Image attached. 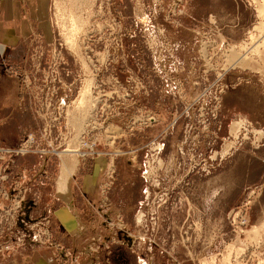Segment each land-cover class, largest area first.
Here are the masks:
<instances>
[{
    "label": "rangeland",
    "instance_id": "rangeland-1",
    "mask_svg": "<svg viewBox=\"0 0 264 264\" xmlns=\"http://www.w3.org/2000/svg\"><path fill=\"white\" fill-rule=\"evenodd\" d=\"M261 3L46 0L45 15L37 18L44 21L42 29L29 32V38L40 36L49 42L31 45L39 50V62L25 71L43 83L53 68L51 101L55 112L65 110L69 131L66 143L57 137V154L40 165L38 156L27 167H19L14 155L7 157L8 175L0 181L7 191L0 193V264H62L59 247L79 255L84 250L99 253L106 224L96 227L90 216L102 218L107 209L123 218L121 208L132 215L130 227L126 224L131 232L153 229L151 264H168L170 258L174 264H264V48L249 46L250 35L259 38L255 26L263 22L257 10ZM182 24L187 29H179ZM67 35L74 37L71 46L64 40ZM88 78L90 93L80 101ZM33 95L32 103L45 100L40 91ZM101 101L108 105L93 115ZM147 113L154 121L144 123ZM88 115L94 118L98 154L70 155L65 150L78 145ZM6 136L0 130V138ZM65 158L70 163L76 159L66 199L72 196L73 210L83 211L81 221L77 214L74 217V225L77 219L81 227L73 226L69 236L52 211L65 201L57 193ZM109 161L113 173L102 212L99 181ZM24 168L22 204L14 209L10 198L18 193L20 182L15 176ZM87 184L90 190L83 195L80 187ZM88 197L94 204L84 216L81 201ZM109 198L128 206H114ZM236 211L238 217L230 223ZM203 212L221 216L213 231ZM165 214L184 215L176 236L159 233ZM241 216L244 224L238 223ZM40 219L50 235L35 243L32 235ZM148 219H155L153 226ZM182 226L189 230L183 242ZM119 239L109 240L110 253L128 250ZM146 241L140 240L142 254ZM175 243L182 249L180 258L173 253ZM207 252L209 257L200 261L201 253ZM155 253L161 256L155 258ZM129 264L138 263L135 259Z\"/></svg>",
    "mask_w": 264,
    "mask_h": 264
},
{
    "label": "crops",
    "instance_id": "crops-1",
    "mask_svg": "<svg viewBox=\"0 0 264 264\" xmlns=\"http://www.w3.org/2000/svg\"><path fill=\"white\" fill-rule=\"evenodd\" d=\"M45 7L46 0H0V45L3 46V49L0 52V130L3 133H7L6 138H0V143L2 144L13 145L18 142L25 130L31 129L36 131L39 127L40 121L38 115L36 114L37 117L34 115V113H36L34 110L35 103L31 102V98H34V89L31 86H27L23 89L22 80L23 74L25 73L26 75L30 72L25 70L29 69L31 64L38 66L39 50L34 49V47H36V45L39 46L41 42H46V44L49 42V39H41L40 36L29 38V32L34 29H42L41 23H44V21L41 20L40 17L39 20L37 18L38 15L41 16V18L45 15ZM188 12V3L185 1L184 13L186 14ZM179 29H187V27L182 24ZM33 44L34 47L31 49V45ZM36 159L37 154L32 152L16 155L14 157L15 163L19 165V167H27L35 162ZM87 187L88 184L80 187L83 195L84 193L87 194L90 190L89 188L87 189ZM94 188L97 190V186L95 185L93 189H91L92 192L94 191ZM89 194H91V191ZM113 200L114 199L109 198L110 202ZM69 201L71 202L72 207H69L70 205L68 206L65 200L64 203H61L59 206L55 208L53 207L52 209L56 224L68 236L72 234L73 226H75V214H77V218L81 221L82 218L80 212L83 213V211L79 212L78 210H73L75 209V204H73L72 196ZM90 201L89 197L83 198L81 201L83 208H86V214L84 216H88L87 208L94 204ZM113 205H116L117 207L128 206V204H124L123 201L120 203V200H114ZM101 210L102 212L104 211L103 204H101ZM120 210L122 211L125 224L129 226L130 223L133 222L132 215H130V213L125 214L126 212L123 208ZM203 213L202 217L207 220V226L212 228L213 231L216 220L219 221L221 216H217L211 212ZM101 216L102 218L100 215L96 217H93L92 215L90 216L92 221L96 222V227L104 222L103 213H101ZM183 216H173L171 214L163 215L159 233H161L162 236L167 235V238L169 234L172 235L173 233L176 236L177 230H180V227L183 224V219H181ZM178 225H180V227H178ZM214 232H216V230ZM221 233L224 234V231ZM101 237H106V229H103L101 232ZM175 244L173 253L179 257L178 255H180V253L182 254V249L177 243ZM99 245H102L99 253L95 252L93 255L95 259L97 256V263L101 262L102 264H110V262H112V264H129V261L133 263L135 262V254L126 245L125 246L128 250L121 251V253L117 254H114V252L110 253L109 241L100 243ZM165 245L169 247V240H167ZM110 246H113V248L122 247L116 243H110ZM203 254L205 253H201L200 261L202 258L209 257L210 255L209 252H207L206 256H203ZM81 255L83 264H88L87 255L84 253ZM157 255L161 256V253H155V258Z\"/></svg>",
    "mask_w": 264,
    "mask_h": 264
},
{
    "label": "built area",
    "instance_id": "built-area-1",
    "mask_svg": "<svg viewBox=\"0 0 264 264\" xmlns=\"http://www.w3.org/2000/svg\"><path fill=\"white\" fill-rule=\"evenodd\" d=\"M2 50H0L1 52ZM49 68V67H48ZM53 68L48 69L46 72L45 78L43 83H40L36 79V75L34 73H28L25 75L23 74V89H25L27 86H31L34 89V93L38 94L39 91L41 94H43V102L35 103L34 110L36 114L38 115V118L40 120L39 127L36 131L28 129L25 130L21 137L19 138L18 142L13 145H6L0 143V181L7 178L8 175V166L9 161L7 160V157L11 155H22L25 153H36L37 156L40 158L39 165L41 162L44 161V159L49 155H56V139L57 137L59 139H63V142L66 143V137L65 133H68L69 129L67 127V117L65 116L66 112L63 108H58V112H55V107L52 103V86L53 83L56 81V74L55 71L52 70ZM53 73V74H52ZM262 88H264V81L262 82ZM107 98H105L106 100ZM108 104H105L104 101H101L99 105H95L94 109L96 112H94L93 115H97V113H102V110L104 109V106H107ZM113 106V105H111ZM63 112V113H62ZM111 118L113 119L114 116H116V113L112 111L110 113ZM93 116L88 115L86 122L84 123V127L82 129L81 135L78 140V145L73 148L76 156H79L81 158L85 156H92L93 154H98L96 151L97 141L96 136L92 132L93 127ZM154 121V117L151 113H147L145 117L144 123L152 122ZM112 123V120H111ZM63 129V130H62ZM62 131L64 135L62 136ZM113 139V137H112ZM60 143V142H58ZM65 148V147H64ZM63 148V149H64ZM110 153V152H106ZM8 161V162H7ZM98 166V165H96ZM25 169H17V172L19 171L18 175H16V183H18V188H15V190H18V193L11 196V205L14 207V209L19 208L22 204V192L21 190L25 189V184H23V180L21 177L24 175ZM101 170L104 171V177L99 181V189L102 194L100 201L104 205V202L106 200V197L104 196V193L106 189L108 188L112 173H113V162L109 161L106 165H104ZM146 172V170H145ZM0 193L2 195H6L7 191L3 189L2 186H0ZM21 193V194H19ZM13 209V210H14ZM240 210V209H239ZM238 211L234 212V214L230 217V223L234 222L236 218L238 217L237 214ZM141 217V216H140ZM104 223L106 224V237H102L100 240V243L111 241H120L119 237L122 238V243L125 244L129 249H131L133 252L135 251V259L138 264H151V257H152V251L154 243L150 236L154 235L153 229L151 228L150 232H131L128 230L122 216L118 212H110V210H105L103 213ZM44 219L37 220V224H41L39 227H37L32 237L34 238L35 243L41 242V239H48L49 238V230L48 228L42 223L41 221ZM138 218L136 221H139ZM155 219L149 220V224L153 226V222ZM246 222V218L244 216L239 217L238 223L244 224ZM194 225V223H193ZM150 226V227H151ZM188 226L183 227L181 235V241L183 242V237H188L186 232H189ZM118 231V232H117ZM120 233V234H119ZM143 234V235H141ZM147 239L145 242V254L140 253L139 246L141 245L140 240ZM138 239V240H136ZM178 238H175L173 242H177ZM138 246V247H137ZM5 247H8V245H5ZM134 248H137L138 251H136ZM57 255L59 256V261L62 264H83L82 261V255L76 254L74 252L69 251L68 249H62L58 248ZM82 253L87 255V263L88 264H97L95 257H93V254L90 250H84ZM81 253V254H82ZM168 264H174V259L170 258Z\"/></svg>",
    "mask_w": 264,
    "mask_h": 264
},
{
    "label": "bare ground",
    "instance_id": "bare-ground-1",
    "mask_svg": "<svg viewBox=\"0 0 264 264\" xmlns=\"http://www.w3.org/2000/svg\"><path fill=\"white\" fill-rule=\"evenodd\" d=\"M79 1V0H78ZM59 5V4H58ZM259 7V6H258ZM257 10H258V13H259V15H260V17L262 18V20H263V22H261L259 25H257V26H255V29H257V31H258V37L260 38H258V40H255V38H254V36L253 35H250V38H251V45H249L250 46V50H252V49H254V50H256V49H259L260 47H262V49L264 48V0H262V3H261V5H260V7L259 8H257ZM59 11V10H58ZM71 18H73V17H71ZM77 18V17H76ZM75 18V19H76ZM80 19V18H79ZM71 20H73V19H71ZM75 22V24L77 23L76 22V20L74 21ZM71 24V23H70ZM72 24H74L73 23V21H72ZM73 27V26H72ZM71 27V28H72ZM76 27H79V26H76ZM66 28V27H65ZM73 29H75V28H73ZM79 30V29H78ZM69 31H70V29H69ZM77 31V30H76ZM72 32H74V31H72ZM75 33V32H74ZM69 34V33H68ZM76 34V33H75ZM75 34L73 35V36H75ZM74 38V37H73ZM72 37H71V35H67V36H64V40H65V42L66 43H68V45H72L73 43H72V39H73ZM257 39V38H256ZM74 40V39H73ZM75 43V42H74ZM76 45V44H75ZM246 45V44H245ZM69 46V47H70ZM75 48V47H74ZM3 49V46L2 45H0V50H2ZM257 51V50H256ZM244 55H242L241 56V58L243 57ZM90 79L88 78L87 79V81L85 82V85H84V88H83V90H82V92L79 94L81 97V99H80V101L83 99V97L85 96V93L86 92H89V89H90V81H89ZM92 85V84H91ZM90 93V92H89ZM87 94V93H86ZM79 101V102H80ZM236 131H237V129H236ZM65 151H67V152H70V155H71V152H72V154L75 152L74 150H65ZM76 155V154H75ZM67 156V155H66ZM72 158H73V156H72ZM71 158V160H72V162L70 163L69 162V160H70V158H69V160L67 161V159L65 158L64 159V161H63V159H62V163H61V171H60V174H59V176H58V180H57V193H58V195L60 196V197H62V198H64L63 200H66L67 202H68V204L70 205V202L68 201V199H66V198H68V195H69V193H70V188H69V180H70V178L72 177L71 175H72V172H73V168H74V166H75V163H76V159L74 158V161H73V159ZM99 161H101V159H98V162L97 163H99ZM99 168V167H98ZM91 177H89V179H90ZM93 178V177H92ZM92 178H91V180H92ZM90 181V180H89ZM75 227L78 229V228H80L81 227V223H80V221H78V220H76L75 221Z\"/></svg>",
    "mask_w": 264,
    "mask_h": 264
}]
</instances>
